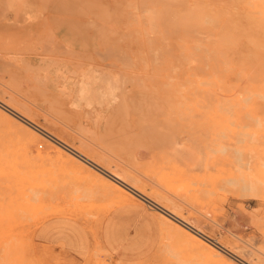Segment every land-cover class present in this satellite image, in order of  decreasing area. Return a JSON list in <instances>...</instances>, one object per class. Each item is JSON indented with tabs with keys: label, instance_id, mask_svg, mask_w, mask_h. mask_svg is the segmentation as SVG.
Masks as SVG:
<instances>
[{
	"label": "rangeland",
	"instance_id": "rangeland-1",
	"mask_svg": "<svg viewBox=\"0 0 264 264\" xmlns=\"http://www.w3.org/2000/svg\"><path fill=\"white\" fill-rule=\"evenodd\" d=\"M51 1L0 0L1 101L131 179L202 238L235 254V264H264V109L201 107L214 94L226 101L235 94L242 98L253 81L264 78V0H57L59 19L66 21L59 24L63 33L57 32L67 35L62 39L51 23L42 22ZM29 19L40 22L28 24ZM108 63L119 75L137 78L134 99L125 82L114 90V101L83 100L74 107L87 71ZM57 76L62 78L55 87L51 79ZM107 106L119 109L97 119L94 110ZM1 114L21 124L3 108ZM30 130L21 139L16 126L0 118V264L228 260L224 252L221 261L190 248L185 227L96 170L73 169L79 161ZM117 197L159 219V240L146 258L118 262L102 247L100 225ZM55 217L79 223L91 236L82 261L68 259L62 245L36 244L37 227Z\"/></svg>",
	"mask_w": 264,
	"mask_h": 264
},
{
	"label": "bare ground",
	"instance_id": "bare-ground-1",
	"mask_svg": "<svg viewBox=\"0 0 264 264\" xmlns=\"http://www.w3.org/2000/svg\"><path fill=\"white\" fill-rule=\"evenodd\" d=\"M257 5V4H256ZM178 17V16H176ZM152 21V20H151ZM154 21V19H153ZM152 21V22H153ZM201 33V32H200ZM94 40V39H93ZM56 46V45H55ZM62 46V45H61ZM64 47V46H63ZM65 49V48H64ZM96 49V48H95ZM103 49V48H102ZM199 49V48H198ZM70 50V49H69ZM54 51H57L56 49ZM53 51V52H54ZM67 51V50H66ZM72 54H73V50L71 49ZM70 51V52H71ZM105 51V49H104ZM107 51V50H106ZM62 52V51H60ZM64 55V54H63ZM101 55V54H100ZM127 55V54H126ZM129 55V54H128ZM65 56V55H64ZM110 56V55H109ZM130 56V55H129ZM112 57V56H111ZM122 57V56H121ZM126 57H124L123 59L125 60ZM131 58V57H130ZM104 59V58H102ZM128 60V57H127ZM131 61V60H130ZM52 62V61H51ZM128 63V61H125ZM125 65V63H124ZM128 67V64L125 65ZM124 66V67H125ZM131 66V65H130ZM67 67V66H66ZM70 69V67H68ZM62 69V67L60 66V68L58 67V70ZM88 69V68H87ZM67 70V69H66ZM57 71V70H56ZM70 72V71H69ZM119 72V70L117 69L116 66H114L112 63H108L105 64L103 67H97V68H93L91 70L87 71V76L86 78L88 79V83H79L81 84L77 94V99L73 100V105L74 107H78L80 105V102L85 100L87 102L90 101H94L95 103H98L99 105L104 102V101H114V90L116 88H118V86H122L126 83H130V85L132 86V89L129 90L130 95H131V99H134V95L135 92L133 90V88L137 85V78H134L132 76H130V78H126L121 76L117 73ZM57 73V72H55ZM63 73V72H62ZM71 74V73H70ZM73 74V73H72ZM83 76V74H81ZM64 76V74H63ZM81 76V77H82ZM85 78V76H83ZM163 77V76H162ZM62 77H54L52 80V84L55 85V87L57 86L58 80ZM64 79L67 80L66 77H64ZM171 80V79H170ZM218 80V79H217ZM72 81V80H71ZM253 81V80H252ZM219 82V81H218ZM225 82V80H224ZM254 83H252L253 85L251 86V90L247 89L246 92H243L245 95L242 98H239V95L235 94L233 95L231 101H226L224 99H221V97H219L218 95H210L211 100L210 103L208 105L204 104V100L201 101V103L203 102V106L201 107H216L219 111L225 107H247L248 109H264V78L261 79H257L256 81H253ZM202 83V82H201ZM200 83V84H201ZM205 83V82H203ZM64 86H69L70 82L69 81H65ZM210 84V83H209ZM221 84V83H220ZM247 84V83H246ZM207 85V84H206ZM223 85V84H222ZM74 86V85H73ZM94 87H96L95 89H93ZM224 87V86H223ZM250 87V86H248ZM234 88V87H233ZM76 89V88H74ZM2 90V89H1ZM67 90V89H66ZM118 90V89H117ZM198 92H200V90H198ZM240 92V91H239ZM72 93V92H71ZM242 93V92H241ZM242 93V94H243ZM0 94H2L0 92ZM4 94H6L4 92ZM116 94V92H115ZM195 94V92H194ZM66 95V94H65ZM70 95V94H69ZM117 96V95H116ZM142 97H144V95H141ZM199 96V95H198ZM197 96V97H198ZM74 97V96H73ZM200 99V98H199ZM125 100V98H124ZM15 101V100H14ZM12 101V102H14ZM199 101V100H198ZM197 101V102H198ZM9 102V101H7ZM16 102V101H15ZM105 102V103H106ZM200 102V101H199ZM199 102H198V106H199ZM230 102V103H229ZM86 103V102H85ZM103 104V103H102ZM196 104V102H195ZM112 105V104H111ZM22 106V105H21ZM24 106V105H23ZM261 106V107H259ZM0 108H3L5 111H7V114L9 115L12 114L16 119V121H19L21 124L14 122V120L12 121L11 119H9L6 115L1 114L0 118L2 120H4L5 122H9L13 125L16 126L17 131L19 132L20 136L22 137L21 139H23V137H26L28 135H31V130L36 131V134L38 133L41 137H43L44 139H46L47 141H49L51 144L56 145V147H58V149H60V151H63L67 154H69L71 157H73L74 159H76L77 161H79V165L74 164L71 165L70 162H66V164L71 165L73 167V169L75 170H81L84 171L85 168H89L97 171L98 175L100 177H102L103 179H108L112 185L115 186H121L125 189V191L127 193H129L130 195H132L133 197L138 198V201H143L149 205L154 206V208L156 210H158L159 212H161L162 214L167 215L169 218H171L172 220H174L176 223H178L179 225L183 226L186 228V230L183 232L186 241L189 243V247L192 249H203L206 250L208 252L213 253L215 256L219 257L220 259H222L221 261H224V256L221 253H225L228 256V260L224 261V264H235L232 259L234 258L233 256H236L235 254L231 253L230 251L224 249L222 247V249L216 247L215 244L208 242V240L205 238H202L201 235L196 232V229L191 226L187 221H185L179 214L172 212L170 210H168L165 206H163L162 204L157 203L155 200H153L152 198H150L149 196H147L145 194V192L143 191V189H140L138 187H136V185L134 184V182L127 178V177H123L119 174H116L115 172H111L108 168L106 167H102L98 164L97 161L94 160V158H92L88 153L86 149H74L72 148V146L67 145L65 142L61 141L59 138H57L56 136H54L52 134V132H50L48 129L42 128L40 127L38 124L32 122V118L30 117L29 113L26 111H22L17 109V107H14L12 104L9 103H5L3 101H1L0 99ZM34 108V107H33ZM93 108V107H92ZM176 110L180 109L179 107H172ZM117 109H119V107H98V109L94 110V112L97 113V119L102 117V114L105 111H112L114 112L115 110L117 111ZM39 111V110H37ZM222 111V110H221ZM264 111V110H263ZM9 112V113H8ZM95 114V113H94ZM88 115V114H87ZM180 115V114H179ZM88 117V116H87ZM100 120V119H99ZM23 123V124H22ZM259 131L264 133V115L262 117V119H260L259 122ZM10 130V129H9ZM84 140V139H83ZM85 141V140H84ZM5 142V141H4ZM9 144V142H8ZM177 146V144H176ZM59 150H55V153L60 154ZM101 151V150H100ZM143 151V150H142ZM141 151V152H142ZM178 152V151H176ZM47 153V152H46ZM44 153V154H46ZM53 153V152H51ZM62 155V154H61ZM113 159V158H112ZM108 161V160H107ZM162 164V163H161ZM37 165V164H36ZM9 166V165H8ZM28 167V166H26ZM33 167V166H32ZM58 167V166H57ZM15 168V167H14ZM25 168V167H24ZM31 168V167H30ZM165 168V167H164ZM33 169V168H32ZM23 170V169H22ZM42 170V169H41ZM45 170V169H44ZM18 171V170H17ZM87 171V170H86ZM123 172V171H122ZM126 172V171H124ZM41 173V172H40ZM26 174V173H24ZM42 174V173H41ZM52 174V173H51ZM129 174V173H128ZM135 174V173H134ZM130 175V174H129ZM137 175V174H136ZM50 178V177H48ZM101 178V180H102ZM22 179V178H21ZM38 179V178H37ZM143 179V178H142ZM145 180V179H144ZM7 181V180H6ZM23 181V180H22ZM146 181V180H145ZM138 182V181H137ZM147 182V181H146ZM149 183V182H148ZM10 184V183H9ZM156 188V187H155ZM54 189V188H53ZM159 189V188H157ZM242 192L244 191H248L244 188L240 189ZM28 191V190H27ZM77 191V189H76ZM84 193L85 190H83ZM28 192L31 193V191L29 190ZM46 192V190H45ZM78 192V191H77ZM253 192V191H252ZM74 194L75 191L73 192ZM79 193V192H78ZM81 193V192H80ZM82 193V194H84ZM36 195V193H34ZM88 194V192H87ZM86 194V196H87ZM32 195V194H31ZM33 197V196H32ZM35 198V196L31 199L33 201V199ZM83 198V197H82ZM37 200V198H35ZM140 199V200H139ZM157 200V199H156ZM5 201V200H4ZM34 202V201H33ZM39 202V200H38ZM130 200L127 199L126 197H117L115 202L113 203V205L111 206V210L115 207L121 206V205H125L126 203H129ZM27 203V202H26ZM28 203H30V201H28ZM40 204V203H39ZM38 204V205H39ZM89 218V217H88ZM237 249V248H236ZM238 250V249H237ZM235 250V251H237ZM243 250V248L241 249ZM191 254V252H190ZM200 256V255H199ZM170 257H173L172 255ZM263 258V257H262ZM183 259V258H182ZM231 259V260H230ZM241 261V260H240ZM259 261V260H258ZM260 262V261H259ZM172 263V262H171ZM196 263V262H195ZM239 264H243L241 262L238 261ZM245 264H261V263H257V262H253L251 261L250 263L245 262Z\"/></svg>",
	"mask_w": 264,
	"mask_h": 264
},
{
	"label": "crops",
	"instance_id": "crops-1",
	"mask_svg": "<svg viewBox=\"0 0 264 264\" xmlns=\"http://www.w3.org/2000/svg\"><path fill=\"white\" fill-rule=\"evenodd\" d=\"M54 1V2H53ZM49 9L42 14V22L51 23L53 30L62 32L59 19V3L52 0ZM40 18V17H39ZM37 19L28 24L39 23ZM67 35H57L62 37ZM159 219L148 213L136 203H126L113 208L100 225V242L110 257L118 262H134L148 257L156 248L159 240ZM36 244L40 247L56 248L62 245L67 251L66 257L80 262L88 256L91 236L79 223L55 217L41 223L34 232Z\"/></svg>",
	"mask_w": 264,
	"mask_h": 264
}]
</instances>
